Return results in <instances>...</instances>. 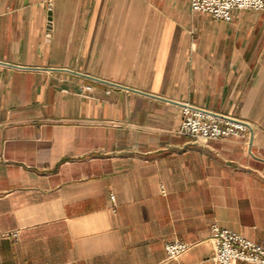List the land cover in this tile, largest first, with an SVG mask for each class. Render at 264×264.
Listing matches in <instances>:
<instances>
[{
  "label": "crops",
  "instance_id": "0c3cea01",
  "mask_svg": "<svg viewBox=\"0 0 264 264\" xmlns=\"http://www.w3.org/2000/svg\"><path fill=\"white\" fill-rule=\"evenodd\" d=\"M214 224L264 244V9L0 0V264H217Z\"/></svg>",
  "mask_w": 264,
  "mask_h": 264
},
{
  "label": "built area",
  "instance_id": "2783aa9c",
  "mask_svg": "<svg viewBox=\"0 0 264 264\" xmlns=\"http://www.w3.org/2000/svg\"><path fill=\"white\" fill-rule=\"evenodd\" d=\"M195 11L208 13L216 18L230 19L235 9H264V0H191ZM88 88L90 86H87ZM248 129V123L237 117L217 115L208 110L186 105L182 110L179 131L206 138L242 137ZM112 206L117 203L111 193ZM8 232L0 230V236ZM14 236L17 231H13ZM213 240L216 246L217 264H233L236 260H245L264 264V244L228 227L214 224ZM189 247V242L175 239L165 243L169 257H175Z\"/></svg>",
  "mask_w": 264,
  "mask_h": 264
},
{
  "label": "water",
  "instance_id": "95a60500",
  "mask_svg": "<svg viewBox=\"0 0 264 264\" xmlns=\"http://www.w3.org/2000/svg\"><path fill=\"white\" fill-rule=\"evenodd\" d=\"M49 19H50V20L52 19V16H51V15H49Z\"/></svg>",
  "mask_w": 264,
  "mask_h": 264
}]
</instances>
